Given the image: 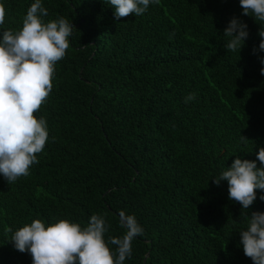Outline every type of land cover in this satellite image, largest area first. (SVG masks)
Returning <instances> with one entry per match:
<instances>
[{"label":"trees","instance_id":"1","mask_svg":"<svg viewBox=\"0 0 264 264\" xmlns=\"http://www.w3.org/2000/svg\"><path fill=\"white\" fill-rule=\"evenodd\" d=\"M35 0H0L5 30H19ZM45 22L74 26L52 90L34 113L48 140L29 175H0V264H32L12 233L33 220L87 225L93 214L122 237L119 212L144 234L124 264H252L239 232L264 213V191L248 210L212 182L237 157L264 148L260 22L239 0H158L143 15L117 20L110 0H41ZM236 17L247 25L239 52L223 35ZM189 93L196 99L185 103ZM240 136L246 138L243 142ZM114 249V245H109Z\"/></svg>","mask_w":264,"mask_h":264},{"label":"clouds","instance_id":"2","mask_svg":"<svg viewBox=\"0 0 264 264\" xmlns=\"http://www.w3.org/2000/svg\"><path fill=\"white\" fill-rule=\"evenodd\" d=\"M150 3L158 0H110L115 9L114 17L143 15ZM242 15L264 22V0H239ZM48 10L41 0H35L27 9L19 30H5L0 38V175L8 184L29 175L31 165L38 163L48 140L46 120L36 118V113L52 90L55 65L65 57L69 37L74 26L64 17L45 22ZM5 8L0 4V25L4 24ZM223 35L230 38L225 45L228 51L239 52L248 37L247 25L233 17ZM257 51L264 52V27ZM260 74L264 76V57ZM196 99L189 93L185 103ZM243 142L246 138L240 136ZM256 161L236 158L212 182L219 186L227 181L229 200L238 202L248 210L257 199L256 190L264 191V148L256 154ZM259 199L264 201V195ZM246 230L239 232L244 255L252 264H264V213L252 212L246 217ZM120 226L125 229L122 237H108L109 225L104 216L93 214L86 226L61 219L45 225L36 219L13 231L10 242L15 250L27 252L32 264H124L132 254V242L144 234L134 215L119 212ZM109 245H114V249Z\"/></svg>","mask_w":264,"mask_h":264}]
</instances>
